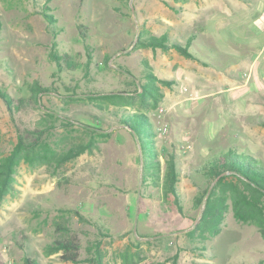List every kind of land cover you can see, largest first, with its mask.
<instances>
[{"label": "rangeland", "instance_id": "374dc122", "mask_svg": "<svg viewBox=\"0 0 264 264\" xmlns=\"http://www.w3.org/2000/svg\"><path fill=\"white\" fill-rule=\"evenodd\" d=\"M209 2L0 0V87L16 101L37 82L49 87L52 95L42 103L51 107L63 106L69 93L75 101L66 114L75 124L111 131L91 153L60 167L19 164L1 202L0 262L24 264L27 255L41 264H172L176 254L177 264H264V236L236 220L229 201L217 235L203 242L185 235L203 209L194 203L206 185L203 162L230 150L249 153L264 167V0ZM49 7L54 25L42 14ZM140 29L181 45L191 37L193 57L174 48L153 57L136 47ZM50 53L60 56L59 67ZM143 60L170 82H158L157 102L145 105L157 133L156 182L143 177L141 149L119 117L82 100L95 92L136 96L145 82ZM134 102L115 111L139 110L141 102ZM42 110L31 102L11 116L0 99L1 147L10 148L18 129H34ZM172 154L181 211L161 181ZM64 237L79 243L76 262L45 250Z\"/></svg>", "mask_w": 264, "mask_h": 264}, {"label": "trees", "instance_id": "16d2710c", "mask_svg": "<svg viewBox=\"0 0 264 264\" xmlns=\"http://www.w3.org/2000/svg\"><path fill=\"white\" fill-rule=\"evenodd\" d=\"M47 0L45 6H49ZM49 7L48 11L42 10L46 20L54 25L56 19L53 17ZM82 37L85 34L81 33ZM89 46L88 43H85ZM137 48H149L155 51L157 48L166 51L174 48L186 57H193L188 51V45L179 42H170L167 34L159 35L145 34L139 30L137 34ZM50 57L56 61L57 67L61 63L58 54L50 53ZM63 58H66L64 56ZM145 82H140L136 96L132 94L121 95L125 91L117 92H95L86 94L83 102L97 112L111 113L119 117L118 123L131 132L141 149L142 175L144 178L152 179L154 182L160 180V165L158 153L154 145L156 130L153 121L145 112V105L154 104L159 97L158 82L170 84L169 81L159 78L151 71L150 65L143 60ZM29 96L16 100L4 88L0 87V99L5 104L10 115L20 109L22 105L32 102L38 109L43 108V116L36 123L34 129H18L14 141L8 150L0 145V208L6 193L12 189L15 181L17 167L21 162L32 166L47 165L49 167H60L71 159L82 153H91L97 148L98 141L106 140L110 136L109 128L92 126L87 123L75 124L66 114L70 104L75 101L73 95L64 93L60 99L63 106H46L42 103V97L52 95L49 87L42 86L37 82L29 85ZM60 95V94H58ZM134 99L141 102L139 110L126 111L118 115L116 107L131 106ZM155 106V105H154ZM134 111V112H133ZM264 126V121L262 122ZM61 128L57 135V128ZM74 132H77L74 134ZM56 136V137H55ZM54 137V138H53ZM144 148V150H143ZM144 151V152H143ZM166 166L163 172L162 185L166 192L173 194L174 202L179 211L182 210L176 183L179 178L176 167L175 156L165 160ZM201 173L206 176V185L194 197L197 207L203 206L198 222L186 232V236L198 242H203L207 237L219 233L222 217L230 202L234 218L238 221L249 222L257 227L264 236V167L258 163L253 155L243 152L235 154L230 150L219 155L211 156L203 162L200 167ZM212 186L208 191L210 184ZM204 247V246H202ZM79 243L74 237L60 238L46 246L48 254L59 252L61 259L65 261H77V250ZM99 262L100 255L96 256ZM0 264H5L0 262ZM24 264H41L33 257H24ZM148 264H163L162 262H150ZM172 264H177L176 254L172 257Z\"/></svg>", "mask_w": 264, "mask_h": 264}, {"label": "crops", "instance_id": "0c3cea01", "mask_svg": "<svg viewBox=\"0 0 264 264\" xmlns=\"http://www.w3.org/2000/svg\"><path fill=\"white\" fill-rule=\"evenodd\" d=\"M190 0H188V2H189ZM193 1V0H192ZM207 2H209V1H211V2H209L210 3V5H212V4H220V5H222V4H225V3H227V0H206ZM229 2V1H228ZM187 7H190L191 9H193V10H195V11H199L195 6H194V4H191L190 6H187ZM184 45H188V47H189V49H190V47H191V37H189V38H187V41H185V43H184ZM159 48H157L155 51H152L151 50V52H152V56L154 57V55H155V53L157 52V50H158ZM188 49V51L190 52V53H192L190 50ZM161 50V49H160ZM193 54V53H192ZM249 67L251 68L252 67V63H249ZM244 84H241V85H239V87H241V86H243Z\"/></svg>", "mask_w": 264, "mask_h": 264}]
</instances>
